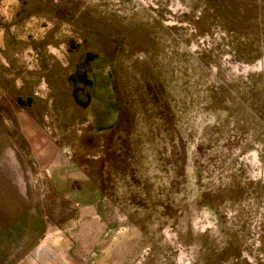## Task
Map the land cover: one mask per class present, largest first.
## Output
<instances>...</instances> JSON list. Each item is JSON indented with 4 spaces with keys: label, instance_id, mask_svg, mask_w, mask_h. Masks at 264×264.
<instances>
[{
    "label": "rangeland",
    "instance_id": "1",
    "mask_svg": "<svg viewBox=\"0 0 264 264\" xmlns=\"http://www.w3.org/2000/svg\"><path fill=\"white\" fill-rule=\"evenodd\" d=\"M0 180L11 262L264 264V0H0Z\"/></svg>",
    "mask_w": 264,
    "mask_h": 264
},
{
    "label": "crops",
    "instance_id": "2",
    "mask_svg": "<svg viewBox=\"0 0 264 264\" xmlns=\"http://www.w3.org/2000/svg\"><path fill=\"white\" fill-rule=\"evenodd\" d=\"M9 181L10 180H0V264H22L21 261L11 262L10 242L11 233L14 234L25 231L26 219L24 202L20 203L18 199L14 198L13 193H15L16 189L10 187L12 183ZM14 247L17 250L24 248V240L22 239L21 245L19 242H16Z\"/></svg>",
    "mask_w": 264,
    "mask_h": 264
}]
</instances>
